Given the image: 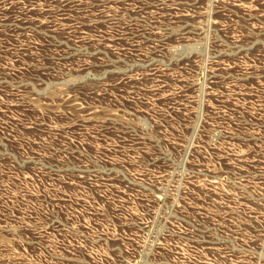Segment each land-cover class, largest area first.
<instances>
[{"label": "rangeland", "instance_id": "374dc122", "mask_svg": "<svg viewBox=\"0 0 264 264\" xmlns=\"http://www.w3.org/2000/svg\"><path fill=\"white\" fill-rule=\"evenodd\" d=\"M0 264H264V0H0Z\"/></svg>", "mask_w": 264, "mask_h": 264}]
</instances>
